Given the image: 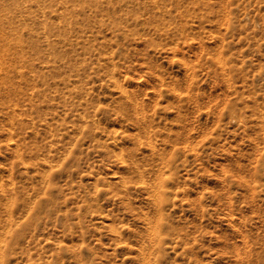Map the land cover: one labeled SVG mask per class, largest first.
<instances>
[{
	"label": "rangeland",
	"instance_id": "rangeland-1",
	"mask_svg": "<svg viewBox=\"0 0 264 264\" xmlns=\"http://www.w3.org/2000/svg\"><path fill=\"white\" fill-rule=\"evenodd\" d=\"M0 24L31 58L0 264H264V0H2Z\"/></svg>",
	"mask_w": 264,
	"mask_h": 264
},
{
	"label": "bare ground",
	"instance_id": "bare-ground-1",
	"mask_svg": "<svg viewBox=\"0 0 264 264\" xmlns=\"http://www.w3.org/2000/svg\"><path fill=\"white\" fill-rule=\"evenodd\" d=\"M2 0H0V3ZM3 25L0 24V110L3 109L5 106V102L9 103V107L16 106L18 104V98L23 89L21 88V84L17 83V80L14 78H19L23 76L25 71L22 69L23 66L28 65L31 61V58L27 56L26 59L22 58V55L25 53L24 45L18 46L14 44H8L10 39V34L7 31H4ZM24 49V50H23ZM23 50V52H22ZM114 75V73H113ZM115 76V75H114ZM113 78L115 79V77ZM116 81V80H115ZM32 94V93H31ZM28 95V94H27ZM130 98V97H129ZM131 99V98H130ZM129 100V99H128ZM135 102V101H134ZM133 102V103H134ZM11 107V108H12ZM15 110V109H14ZM11 111V109H10ZM9 112V111H8ZM12 112V111H11ZM10 112V113H11ZM6 113V112H5ZM7 115H10L9 113ZM8 117V116H7ZM10 119V118H9ZM14 123V122H13ZM14 126V125H13ZM7 129H13L7 128ZM9 131V130H8ZM10 132V131H9ZM55 134V133H54ZM12 135L14 136L15 134ZM9 136V135H8ZM11 137V136H10ZM18 137V136H17ZM15 136V138H17ZM11 139V138H10ZM12 140V139H11ZM10 141V140H9ZM13 142V141H12ZM17 143V142H16ZM13 144V143H12ZM141 144V143H140ZM17 146V145H16ZM17 148V147H15ZM20 155V154H19ZM30 155V154H29ZM44 158V157H43ZM21 159V158H20ZM22 160V159H21ZM43 160V159H42ZM46 160V159H45ZM163 161V160H162ZM48 162V161H47ZM23 163V162H22ZM46 163V162H45ZM50 164V162H48ZM136 163V162H135ZM134 165V164H133ZM27 166V165H26ZM50 166V165H49ZM24 168V167H22ZM137 169V168H136ZM140 170V169H139ZM161 171V170H160ZM159 171V172H160ZM11 172V171H10ZM9 176L11 174H8ZM160 175V174H158ZM46 176V175H45ZM47 177V176H46ZM45 177V178H46ZM2 179V178H1ZM11 179V178H10ZM142 180V178H141ZM2 181V180H0ZM124 181V180H123ZM143 181V180H142ZM156 181V180H155ZM4 182V181H3ZM2 183V182H1ZM5 184V182H4ZM3 184V185H4ZM8 184L6 183L5 186ZM12 185V184H11ZM151 186V185H150ZM2 187V186H0ZM124 187V186H123ZM5 189V188H4ZM10 189V188H7ZM4 191V190H3ZM6 191V190H5ZM9 191V190H8ZM12 191V190H11ZM15 191V190H14ZM154 191V190H153ZM10 192V191H9ZM7 194V193H5ZM9 196V194H7ZM159 196V195H158ZM12 197V196H11ZM14 198V197H13ZM13 201V200H12ZM8 203V202H7ZM11 203V202H10ZM6 204V203H5ZM15 205V204H14ZM8 207V206H7ZM10 208V207H9ZM14 211V210H13ZM142 211V210H141ZM158 211V210H157ZM28 212V211H27ZM160 212V211H159ZM145 213V212H144ZM9 214V213H8ZM154 216V215H153ZM156 216V214H155ZM9 218V217H7ZM12 219V218H11ZM9 220V219H8ZM9 224V223H6ZM153 228V227H152ZM153 242V241H151ZM2 250V249H0ZM149 251V250H148ZM1 254V253H0ZM150 255V254H148ZM147 256V255H146ZM146 258V257H145ZM148 258V257H147ZM153 261V260H152ZM147 263V262H146ZM142 264V263H141Z\"/></svg>",
	"mask_w": 264,
	"mask_h": 264
}]
</instances>
